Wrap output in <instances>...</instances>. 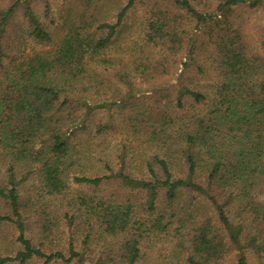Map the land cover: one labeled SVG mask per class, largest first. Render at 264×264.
I'll return each mask as SVG.
<instances>
[{
  "label": "trees",
  "instance_id": "trees-1",
  "mask_svg": "<svg viewBox=\"0 0 264 264\" xmlns=\"http://www.w3.org/2000/svg\"><path fill=\"white\" fill-rule=\"evenodd\" d=\"M70 1L55 43L50 0H0V226L20 245L0 264H140L150 251L154 264H264V56L236 19L264 1L154 0L140 39L116 50L128 11L151 0H125L113 21L102 0ZM202 55L209 92L185 77L204 73ZM178 64L173 83L142 87ZM114 106L130 139L94 150L115 121L90 117ZM70 182L91 192L70 196Z\"/></svg>",
  "mask_w": 264,
  "mask_h": 264
},
{
  "label": "rangeland",
  "instance_id": "rangeland-1",
  "mask_svg": "<svg viewBox=\"0 0 264 264\" xmlns=\"http://www.w3.org/2000/svg\"><path fill=\"white\" fill-rule=\"evenodd\" d=\"M106 5V13L105 18L107 20L113 21L115 19V14L118 8L123 7L125 4V0H102ZM264 1V0H263ZM154 0L150 2H137L136 5L128 11V14L125 16V20L123 22V26L118 31V34L115 37V40L112 43V48L114 50L119 48H126L132 47L133 42H136L140 39V35H142V18L145 15L143 11V6L146 8L148 4H152ZM70 0H50V18L53 19V23L51 25V29L53 31V39L55 43L59 39V31L58 29L61 27V22L68 19L69 21L74 18L75 16V9L71 8ZM73 4V2H72ZM236 19L241 24L242 27V41L245 45L246 51L250 54H257L260 56H264V44L262 43V36L264 34V3L258 7L254 8H247L242 7L236 10ZM53 43V45H56ZM53 47V46H51ZM40 47L36 46L34 50H39ZM43 48H40L41 50ZM112 49V50H113ZM130 50V49H129ZM128 51V49H127ZM119 52V51H118ZM128 55V54H127ZM180 59V58H179ZM199 62L204 67V73L197 74L193 68H190L185 77L190 78L189 80L193 86L197 87L198 89L209 92L211 85L214 83L215 77L214 74L209 67L208 63L206 62V58L204 55L198 57ZM182 67L181 64H178L174 70H171L166 75H156L153 76L154 78L148 80V82H144L142 87H148L152 84L158 86H165L170 84V82H174L177 74ZM141 87V88H142ZM149 93L146 91L145 94ZM117 106H114L110 110H99L94 115L90 117V120L93 121H107L109 114H113V119L115 121V128L114 130L109 133L105 134L104 136L96 137V140L91 144L92 149H99L102 148H114L120 140L130 139L128 134V130L125 124L122 121V116L125 110H120ZM123 142V143H125ZM126 144V143H125ZM132 144V143H131ZM133 145V144H132ZM97 148V149H98ZM141 157H146L150 151L147 148L143 147V150L138 151ZM138 160H141L138 158ZM4 166L0 163V177L3 173ZM69 195L73 196L75 191H84V192H91V189L88 187H82L78 184L69 183ZM100 195H106L112 192L110 184H105L100 189L96 191ZM20 249L19 243L16 241V232L15 230L9 225H2L0 226V255L2 256H13L17 250ZM162 252V251H160ZM155 252L150 251L144 257L140 264H154L157 259ZM156 260V261H155ZM41 262L38 259H32L25 264H40ZM7 264H14V263H7ZM53 264H80L78 262L72 261L70 263H62V262H55Z\"/></svg>",
  "mask_w": 264,
  "mask_h": 264
}]
</instances>
